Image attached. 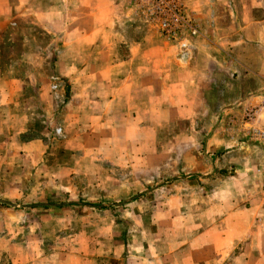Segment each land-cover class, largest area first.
<instances>
[{
    "label": "rangeland",
    "instance_id": "obj_1",
    "mask_svg": "<svg viewBox=\"0 0 264 264\" xmlns=\"http://www.w3.org/2000/svg\"><path fill=\"white\" fill-rule=\"evenodd\" d=\"M116 1L123 15L102 7L73 15L85 28L97 25L91 46L81 38L83 46L76 45L80 40L64 45L63 32L19 18L0 34L1 51L20 56L21 84L31 91L14 109L26 112V131L0 128V264H196L193 239L207 227L214 228L210 241L235 243L216 264H264V175L256 170V150L242 143L244 110L256 102L264 74L251 95L223 111L221 122L208 110L202 129L169 121L165 110L143 118L152 105L144 102L137 112L143 125L111 122L94 130L95 116L73 108L72 94L87 97L80 71L102 70L107 59L131 54L125 43L108 46L107 35L167 41L144 11ZM34 2L60 7L64 1ZM238 2L261 17L264 0ZM54 77L62 82L59 98ZM218 122V136L207 142ZM244 220L245 233L227 238Z\"/></svg>",
    "mask_w": 264,
    "mask_h": 264
},
{
    "label": "crops",
    "instance_id": "obj_2",
    "mask_svg": "<svg viewBox=\"0 0 264 264\" xmlns=\"http://www.w3.org/2000/svg\"><path fill=\"white\" fill-rule=\"evenodd\" d=\"M61 1L64 2L60 7L54 3L43 7L34 0H0V34L19 18L27 23H43L47 30L49 25L52 32H63L64 45L80 40L76 45L83 46L81 39H88L91 46L98 39L91 35V31L98 29L97 25L89 24L85 28L82 26L85 24L76 23L78 20L73 15L86 10L93 14L99 7L110 16L124 13L116 0H70L75 2V7H68V0ZM184 4L199 25V34L191 37V47L184 54L179 55L178 47L171 42L153 43L147 37L129 40L123 33H114L107 35L105 43L114 47L117 43H125L131 54L107 59L102 70L78 73L77 78L88 79V92L84 98L76 92L78 88L73 87L76 92L72 94L73 108L76 106L79 111L87 110L95 116V122L91 124L94 130L111 122L112 127L127 124L138 127L142 122L137 112L144 102L152 105L143 118L157 119L155 112L165 110L169 113V121L184 120L187 121L183 122L185 126L202 129L207 126L208 110H216V117L221 122L226 108L234 109V104L254 92L257 77L264 74V6L260 8L261 17H257L254 6L241 5L238 0H184ZM109 27L113 30L111 25ZM71 30L72 36H69ZM85 30L89 32L81 35ZM20 60V56L0 49V128L17 125L19 131H26V112L19 108L14 110L21 103L20 97L25 99L31 95L30 88L21 84L23 78L17 70ZM211 96L214 101L210 102ZM22 103L26 105L25 100ZM219 122L207 142L218 136ZM32 141L30 139L27 143ZM82 159L74 161L73 173L77 172L75 167L82 163ZM82 169L79 171L90 173ZM251 202L254 204L256 199L251 198ZM247 221L239 222L228 232L227 238L242 236ZM213 232L214 228L207 227L193 239L198 245L195 252L198 257L191 259L196 264H216L234 246V242L210 241L208 238Z\"/></svg>",
    "mask_w": 264,
    "mask_h": 264
},
{
    "label": "built area",
    "instance_id": "obj_3",
    "mask_svg": "<svg viewBox=\"0 0 264 264\" xmlns=\"http://www.w3.org/2000/svg\"><path fill=\"white\" fill-rule=\"evenodd\" d=\"M137 6L152 20L153 26L168 42L174 43L180 55L191 47V37L199 34V25L186 11L184 0H125ZM62 82L53 78L51 89L59 98L57 90ZM62 96V94H61ZM256 102L244 110L245 127L243 144L256 150V170L264 175V87L255 95ZM60 132V128L56 129Z\"/></svg>",
    "mask_w": 264,
    "mask_h": 264
}]
</instances>
